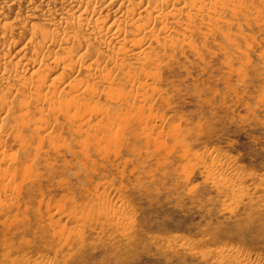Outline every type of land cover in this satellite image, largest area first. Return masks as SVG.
Instances as JSON below:
<instances>
[{
  "label": "rangeland",
  "instance_id": "rangeland-1",
  "mask_svg": "<svg viewBox=\"0 0 264 264\" xmlns=\"http://www.w3.org/2000/svg\"><path fill=\"white\" fill-rule=\"evenodd\" d=\"M261 11L149 62L116 131L15 98L0 116V264H264Z\"/></svg>",
  "mask_w": 264,
  "mask_h": 264
},
{
  "label": "bare ground",
  "instance_id": "bare-ground-1",
  "mask_svg": "<svg viewBox=\"0 0 264 264\" xmlns=\"http://www.w3.org/2000/svg\"><path fill=\"white\" fill-rule=\"evenodd\" d=\"M257 4L264 0H0V121L27 90L38 108L60 113L68 126L90 132L97 121L95 133L116 131L127 97L133 95L135 109L146 98V84L128 93L147 80L149 62L194 54L196 35L215 34L248 12L256 17L264 7ZM111 75L120 77L115 97ZM92 94L115 103L91 109Z\"/></svg>",
  "mask_w": 264,
  "mask_h": 264
}]
</instances>
